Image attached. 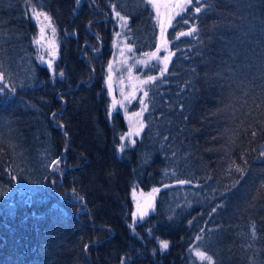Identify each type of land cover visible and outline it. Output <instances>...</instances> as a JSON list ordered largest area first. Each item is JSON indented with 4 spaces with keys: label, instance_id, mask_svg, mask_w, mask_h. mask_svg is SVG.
Masks as SVG:
<instances>
[{
    "label": "trees",
    "instance_id": "trees-1",
    "mask_svg": "<svg viewBox=\"0 0 264 264\" xmlns=\"http://www.w3.org/2000/svg\"><path fill=\"white\" fill-rule=\"evenodd\" d=\"M30 6L58 30L53 72ZM169 13L148 0H0V264H264V0ZM122 30L133 50L108 79ZM167 47L163 80L138 86ZM146 88L144 129L120 155ZM151 187L155 211L137 222L133 192Z\"/></svg>",
    "mask_w": 264,
    "mask_h": 264
},
{
    "label": "rangeland",
    "instance_id": "rangeland-1",
    "mask_svg": "<svg viewBox=\"0 0 264 264\" xmlns=\"http://www.w3.org/2000/svg\"><path fill=\"white\" fill-rule=\"evenodd\" d=\"M179 0H154V3L158 6L153 7L152 4H150L155 10L158 11L160 15H162V11L168 7V10H170L169 15L173 16H179L182 15L184 12H181L179 8H175L174 5L177 4ZM191 6L188 5L186 9ZM33 9H35V13H45L44 11L30 6L29 7V13L31 18L34 20L37 32L33 38V45L35 48V54L37 57L38 62H40L42 65H45L48 69H50L52 72L54 71V64L59 56V49H60V36L57 33V28L53 24L51 20V26L50 27H44V34L43 39L41 40L40 44H37L35 40L41 39V28L48 24V21L44 19L43 15H40L39 19H37L36 15L33 13ZM176 13H180L177 15ZM47 14V13H46ZM48 17H50L47 14ZM116 16V15H115ZM119 18V17H118ZM51 19V18H50ZM120 20V18H119ZM55 28V35L53 36L52 28ZM193 27V26H192ZM192 27H190L187 31L188 32ZM121 35L125 36L124 31H120L118 38L120 40L116 39V46H115V57L114 59L109 63L107 66L108 75L107 78L109 79L111 76H113V70L115 67H120L121 62H123L127 57V53L131 50H133L132 47L125 44V40H121ZM123 41L125 43H123ZM169 57L168 60L165 62L164 57ZM174 56V53L167 47L165 53H158L156 55H148L146 57V60H148V63L144 64L140 73L138 75H134V80L138 86L145 88L148 86H151L153 82L155 81H161L163 80L166 71L165 69V63L167 64V67L172 60ZM138 67L135 66L133 68L136 69ZM163 73V75H161ZM150 77H155L154 80H150ZM118 88V86L109 84V93L112 98V102L110 105V111L114 112L118 109L119 106V98H117L114 95V90ZM149 88V87H148ZM148 88H146L145 91H143L141 98H140V108L139 111L136 112H127L125 113V116L127 118V130L121 133L120 135V143H119V152L122 154L124 150L128 147H132L136 143V139L139 138L142 134V131L144 129V122L141 120V115L144 113L146 109V104L143 102L144 95L147 92ZM131 133V135H129ZM134 141V142H133ZM123 145V149H121V146ZM157 190V191H154ZM160 188L158 187H151L149 190H137L135 189L133 192L134 200H135V216L137 219V222H140L144 220L146 217H148L151 213L155 211L156 208V199L159 195ZM161 241H165L162 239H158V243L160 245ZM169 246V243H168ZM161 248V245H160ZM168 249V248H167ZM167 249H162V251H166Z\"/></svg>",
    "mask_w": 264,
    "mask_h": 264
},
{
    "label": "snow or ice",
    "instance_id": "snow-or-ice-1",
    "mask_svg": "<svg viewBox=\"0 0 264 264\" xmlns=\"http://www.w3.org/2000/svg\"><path fill=\"white\" fill-rule=\"evenodd\" d=\"M77 2H79V0H77ZM204 2L210 3V0H204ZM148 3L152 4L153 7H157L158 8V6L154 3V0H148ZM192 4H193V0H179V2L174 5V7L175 8H179L181 12H184L186 10V7L188 5H192ZM200 11H201V7L194 6L193 16L195 15V13H199ZM33 13L36 15L37 19H39L40 15H43L44 19L48 21V24L44 25L41 28V39L35 40V42L37 44H40L41 40L43 39L44 27H50L51 26V19H50V17L47 16L46 13H35V9H33ZM176 14L179 15L180 13H176ZM116 16L119 17L121 20H124L123 17H120V13L119 12L116 13ZM182 23L187 24V20L182 21ZM196 31L197 30H196L195 26H193L188 32H180L179 36H192V35H194L196 33ZM52 32H53V36H54L55 35V28L54 27L52 28ZM117 35H119V33ZM174 36H175V34H174ZM157 51H159V49ZM168 58L169 57L165 56L163 59L166 62L168 60ZM164 70L165 71L167 70V64L166 63H165V69ZM60 75L63 76V73H60ZM161 75H163V73H161ZM149 79L150 80H154L155 77H150ZM0 80H3V74L2 73H0ZM3 91H4L3 86H0V92H3ZM12 91L14 92L15 89L13 88ZM145 95H147V93H145ZM129 135H131V133ZM121 149H123V145L121 146ZM236 170L237 171H242V169L239 166H236ZM181 183H184V182L182 181ZM154 191H157V190L154 189ZM252 228H253V237L255 238V225L254 224H253ZM197 239H200V237H197ZM160 245H161L162 249H167L168 248V242L167 241H161ZM196 255L199 256L200 259H202V260L211 261V257H208L206 255V253L197 251Z\"/></svg>",
    "mask_w": 264,
    "mask_h": 264
},
{
    "label": "bare ground",
    "instance_id": "bare-ground-1",
    "mask_svg": "<svg viewBox=\"0 0 264 264\" xmlns=\"http://www.w3.org/2000/svg\"><path fill=\"white\" fill-rule=\"evenodd\" d=\"M109 110H110V107H109ZM111 112V111H110ZM62 132H64V128L62 127ZM121 135V134H120ZM120 135H119V143H120ZM119 143H118V146H117V151L118 153L121 155V153L119 152Z\"/></svg>",
    "mask_w": 264,
    "mask_h": 264
}]
</instances>
